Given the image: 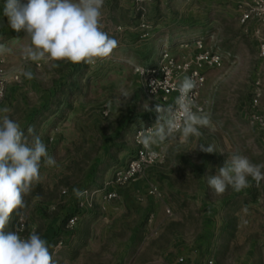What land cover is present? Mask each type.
Wrapping results in <instances>:
<instances>
[{
	"label": "rangeland",
	"instance_id": "obj_1",
	"mask_svg": "<svg viewBox=\"0 0 264 264\" xmlns=\"http://www.w3.org/2000/svg\"><path fill=\"white\" fill-rule=\"evenodd\" d=\"M252 2L104 0L103 31L118 47L95 64L59 61L51 68L24 58L28 40L9 27L0 0V44L11 49L0 54L7 80L0 110L7 107L26 134L34 127L56 160L52 167L42 164L39 183L25 197V222L13 214L5 231L19 230L24 237L36 231L56 264H178L179 258L186 264H264V181L257 187L249 177L251 187L219 196L207 185L228 153L264 164V127L258 121H264V58L258 53L264 18L254 14ZM198 41L226 58L205 72L197 98L215 130L202 128L200 137L184 144L178 133L161 163L117 188L116 199L103 201L102 192L113 189V172L134 154L137 131L153 126L155 106L163 105L147 94L134 67L157 66L164 50L178 61L191 59L200 50ZM201 144L217 151L202 152ZM150 184L160 199L146 194ZM73 188L88 194L77 199ZM72 217L77 220L69 227Z\"/></svg>",
	"mask_w": 264,
	"mask_h": 264
},
{
	"label": "clouds",
	"instance_id": "obj_2",
	"mask_svg": "<svg viewBox=\"0 0 264 264\" xmlns=\"http://www.w3.org/2000/svg\"><path fill=\"white\" fill-rule=\"evenodd\" d=\"M103 7L104 0H4L3 14L12 30L25 33L28 43L22 48L24 58L56 68L59 61L95 64L118 47L117 39L103 31ZM10 51L0 44V54ZM23 75L33 78L31 71ZM196 88L197 81L184 76L176 89L179 95L174 103L155 106L158 117L142 137L145 145L177 140V131L178 142L184 144L192 137H200L202 128L215 130L211 113L200 108L190 95ZM122 95L129 96L126 91ZM145 110L153 109L145 104ZM9 112L7 107L0 110V264H56L48 241L36 231L26 237L19 230L5 231L13 214L21 224L30 215L25 197L39 183L42 164L56 165L35 128L29 127L26 134ZM198 146L205 153L217 151L212 144ZM249 177L259 187L264 181V164H255L240 153H228L217 173L207 177V185L214 196H219L229 188L240 192L251 187ZM73 194L82 199L88 193L73 188Z\"/></svg>",
	"mask_w": 264,
	"mask_h": 264
},
{
	"label": "built area",
	"instance_id": "obj_3",
	"mask_svg": "<svg viewBox=\"0 0 264 264\" xmlns=\"http://www.w3.org/2000/svg\"><path fill=\"white\" fill-rule=\"evenodd\" d=\"M251 10L258 18H264V0H253ZM244 15L242 22L246 20ZM1 42V37H0ZM200 49L198 54L191 59L178 61L169 55L167 50L162 51L160 62L155 67L135 66L134 72L144 78L147 94L150 97L158 98L163 105L174 103L175 98L179 95L176 90L180 80L184 76L192 77L197 81V88L190 95L193 96L197 104L198 94L205 83V72L211 69L221 67L225 56L218 52H212L202 49L201 41L196 42ZM258 53L264 58V42L259 44ZM7 84L5 72L0 68V103L5 95V87ZM154 90V91H153ZM259 96L256 95L252 100V106L258 104ZM195 110V109H194ZM261 127H264V121L258 120ZM152 127V126H150ZM147 127V128H150ZM147 128L137 131L134 136L135 151L133 156L128 160L124 167L117 168L112 175L110 186L113 188L102 192L103 201H112L117 198V188H121L136 182L142 177L144 172L161 163L165 158L166 144L169 141L159 144L145 145L142 142V137ZM179 131L175 133L177 135ZM146 194L150 197L160 199L162 197L160 190L155 185H148ZM91 206V204H89ZM170 213L169 210L166 211ZM76 217L68 220L67 225L73 227L76 222ZM178 264H186L183 258H179ZM206 264H215L213 260H208Z\"/></svg>",
	"mask_w": 264,
	"mask_h": 264
}]
</instances>
